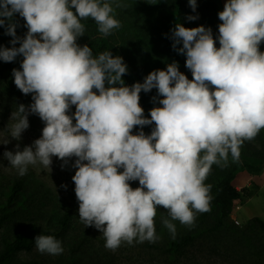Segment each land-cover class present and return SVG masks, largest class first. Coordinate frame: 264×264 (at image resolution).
I'll return each instance as SVG.
<instances>
[{
    "label": "clouds",
    "instance_id": "1",
    "mask_svg": "<svg viewBox=\"0 0 264 264\" xmlns=\"http://www.w3.org/2000/svg\"><path fill=\"white\" fill-rule=\"evenodd\" d=\"M188 4L196 12L197 0ZM122 6L118 0H0V27L12 38L11 47L0 46V61L22 57L12 76L32 100L11 113L0 144L18 143L3 158L21 177L30 166L52 171L53 157L61 170L74 169L79 221L102 233L113 252L124 243H156L158 208L167 212L162 224L173 238V221L194 227L197 214L211 210L212 185L205 181L213 165L227 167L229 155L239 162L243 144L264 130V0H227L215 38L211 27L176 24L167 38L186 57L192 79L173 61L131 86L122 79L128 74L123 57L94 56L78 43L82 21L93 20L103 37L120 29L116 8ZM17 16L25 22L23 37ZM154 89L151 102L159 106L147 118L141 93ZM30 115L44 127L21 149ZM146 126H153L150 134ZM137 181L133 189L130 182ZM34 242L41 254L64 252L52 235Z\"/></svg>",
    "mask_w": 264,
    "mask_h": 264
},
{
    "label": "trees",
    "instance_id": "2",
    "mask_svg": "<svg viewBox=\"0 0 264 264\" xmlns=\"http://www.w3.org/2000/svg\"><path fill=\"white\" fill-rule=\"evenodd\" d=\"M118 2L126 5L116 8V18L121 21V28L114 30L111 36L103 37L93 20L82 21L86 31L78 43L91 47L94 56L111 51L113 56L123 57L128 66V74L122 79L128 86L136 82L142 83L154 70H166L167 64L173 61L178 62L179 70L191 80V72L185 67L186 57L172 50V42L167 36L180 23L186 28L201 25L211 27L215 38L218 35V25L222 23L218 19V13L221 12L219 5L214 0H197V9L193 12L188 0ZM188 15H198L199 19L188 21ZM16 19L21 25L17 28V35L23 37L27 32L22 27L25 22L18 16ZM4 31L0 27V46L11 47L9 41L12 38L4 35ZM216 47L219 48L218 41ZM262 50L264 52V48ZM21 62L22 57H18L13 63L0 61V111L9 116L17 110L19 104L27 106L32 103L31 94L23 95L14 84L12 69H19ZM154 95L155 89L148 94L141 93L140 105L147 118H150V110L159 106L151 102ZM71 111L74 113L75 108ZM28 119L30 127L38 132L42 131L44 124L38 116L30 115ZM152 127L146 126L143 130L150 134ZM240 151L239 162H233L229 155L228 166L221 168L213 165L212 172L205 181L212 185L211 210L198 213L192 228L173 221L176 224V235L173 238L162 224V217L168 218L167 212L158 208L155 222L159 240L156 243L145 241L147 246L154 250H165L178 257L184 256V259L187 250L196 242L213 239L215 236L226 240L227 250L230 249L235 254L234 259H240V262L233 261L241 264H264V221L254 217L241 228L230 220L238 202L249 199L244 191H239L234 185L237 175L244 171L259 174L263 170L264 130L254 140L246 141ZM130 183L136 187V182ZM72 187L70 197L75 196V185ZM99 233L94 227L85 228L79 221L75 203L46 188L32 171L28 170L23 177L15 174L0 181V264H117V259L96 241V234ZM41 234L52 235L60 240L64 248L63 254L47 255L42 260L37 256L30 257V252L36 249L35 237Z\"/></svg>",
    "mask_w": 264,
    "mask_h": 264
},
{
    "label": "rangeland",
    "instance_id": "3",
    "mask_svg": "<svg viewBox=\"0 0 264 264\" xmlns=\"http://www.w3.org/2000/svg\"><path fill=\"white\" fill-rule=\"evenodd\" d=\"M223 10L224 4L227 0H214ZM264 44L260 46V51ZM10 116L0 111V140L8 138L7 125L10 123ZM42 131H37L34 127H29L22 135V140L19 141L21 149L24 146L31 145L34 140L40 138ZM18 142L12 140L7 146L0 144V181L4 177H12L17 174V171L9 166L8 161L3 158L4 151H13ZM61 162L53 157L52 171L44 169L42 166L29 167L28 170L35 173L39 180L46 188H49L53 193L60 194L68 201L71 200L77 206L78 201L76 196L70 197L72 186V176L75 170L66 168L61 170ZM66 185L67 189L61 187ZM139 186L138 181L134 184ZM234 185L239 191H244L245 195L249 196L246 201L238 202L237 206L232 212L230 220L238 227L244 228L248 222L254 218L259 217L264 221V167L259 174H251L247 171L241 172L237 175ZM133 189L136 187L132 186ZM77 202H75V200ZM164 234L165 232H161ZM96 241L101 248L111 253L116 259L117 264H241L240 259H234V253L229 249L226 240H221L217 237L213 239H206L198 241L187 250L186 257H178L167 253L165 250H154L147 246L146 242L132 245L126 243L122 244L116 251H111L105 248V239L102 233L96 234ZM30 257H38L40 260L47 257L48 254H41L36 249L30 252ZM235 260V261H233Z\"/></svg>",
    "mask_w": 264,
    "mask_h": 264
}]
</instances>
